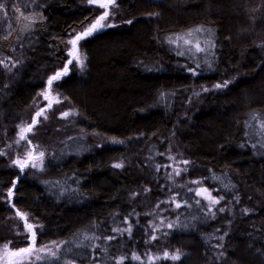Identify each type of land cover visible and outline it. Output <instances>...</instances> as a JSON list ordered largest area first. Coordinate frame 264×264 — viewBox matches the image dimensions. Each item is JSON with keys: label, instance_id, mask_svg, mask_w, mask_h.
I'll return each instance as SVG.
<instances>
[{"label": "trees", "instance_id": "obj_1", "mask_svg": "<svg viewBox=\"0 0 264 264\" xmlns=\"http://www.w3.org/2000/svg\"><path fill=\"white\" fill-rule=\"evenodd\" d=\"M17 1L46 18L89 9L0 0V246H25L19 210L38 246L68 242L36 264H264V0H119L117 26L83 39V67L53 82L61 102L27 134L47 152L42 174L15 165L29 149L18 132L67 64L38 34L3 50ZM177 250L179 260L143 262Z\"/></svg>", "mask_w": 264, "mask_h": 264}, {"label": "rangeland", "instance_id": "obj_2", "mask_svg": "<svg viewBox=\"0 0 264 264\" xmlns=\"http://www.w3.org/2000/svg\"><path fill=\"white\" fill-rule=\"evenodd\" d=\"M87 2H88V8L89 9L85 14L76 13V14L69 15L68 13H66L65 7H57V8L52 10L51 18H46L41 13L26 15L19 8L18 1L15 2V7L11 11L10 20L6 21V23H7L6 32H5L4 38L1 41V46H2L3 50L6 53H14V51H16L17 49H19L21 47V45L23 44V42L25 41L27 36L33 35V34H38L40 37L55 43L56 49H57V56L67 64L68 73H67V75L63 76L59 81L63 80L64 78H66L70 75V73H71L70 68L72 65H77L79 68H82L83 66H81V61L83 62V65H84V59H83V54H82V50H81V44H82L83 39L77 41V44L75 45V49H73V45L70 44L69 41L75 39V37L78 33L83 32L85 30L86 26H90L100 16H102L103 13L106 11V9L101 8L99 6V4L102 2H105V0H97L96 3H91L90 0H87ZM118 2H119V0H116L115 6H117ZM115 6H113V8ZM111 7L112 6H110L107 9V11L109 12V17L106 20L101 21V23L105 24V25L110 23L113 26L98 28L97 33L106 31L108 29L115 28L117 26L115 21L112 20L113 9L111 10ZM17 8H19V11L16 10ZM60 22H62L64 24V27H65L64 31L69 32L68 33L69 38L67 40H62V39H60V37L57 36L58 30H57L56 26ZM92 36L93 35H90L88 37H92ZM207 36H208V34H202V37H207ZM198 37L202 38L201 36H198ZM182 49H183V51H185V53H189L190 55L193 54L191 51H186L187 47H185V46ZM72 51H74V55L69 56V52H72ZM69 59L72 60L71 64H68ZM44 94L49 95V99L52 101V107L49 109L47 107L49 101L44 99L45 104L43 105V108H41V109H45V110L48 109V111L51 109H55L58 106V104L61 102V100L59 99V96L54 93L53 85H52L51 90H49V88H47ZM57 99L60 101L59 103L56 102ZM66 112L71 113V115H69L67 118H64L61 115L62 120L66 121V120L72 119L76 116V113L74 111H66ZM48 119L49 118L47 117L46 120H48ZM26 127H27L26 124L20 127L19 132H18L19 137H21V129L26 128ZM27 145L29 146L27 153L32 152V155L34 157H39L40 152H43L44 155L42 158L32 160L33 163H36L37 167H31V165L29 164V166L25 167L23 169V171L20 169V167H18V166L17 167L19 168V170L23 174H26L29 172H35L36 174H42L45 171L46 166H47V152H46V150H44L40 145L34 143L33 141H31V144L27 143ZM24 158H26V156L23 158H20V159H24ZM13 196H14V192H13ZM211 204L212 203L210 202V204H208V206H210ZM24 233H25V231H24ZM24 233H23V237H21L22 238L21 241H23V243H20V244L21 245L24 244L25 246H23L21 248L28 247V240H27V237L25 236ZM36 243H37V241H36ZM11 247L13 249H16L12 245H11ZM170 254H174V253H170ZM41 255H43V254H41ZM163 256H164V254L158 255V256L152 255V256H149L146 259H144L145 261H143V262L145 263V262H149V261H153V260H157V259L162 260V259H164ZM156 257H159V258H156ZM153 258H156V259H153ZM41 261H35L34 260L33 264L39 263Z\"/></svg>", "mask_w": 264, "mask_h": 264}, {"label": "snow or ice", "instance_id": "obj_3", "mask_svg": "<svg viewBox=\"0 0 264 264\" xmlns=\"http://www.w3.org/2000/svg\"><path fill=\"white\" fill-rule=\"evenodd\" d=\"M90 2L96 3L97 0H90ZM115 5H116V0H105V2H102L99 4V6L101 8L106 9V11L94 23H92L90 26H86V28L83 32L78 33L76 35L75 39L69 41V43L73 45V49H75V45L77 44V41H79L81 39H85L88 36L92 35L98 28L113 26L110 23L107 25L102 24L101 21H104L109 17V12L107 11V9L110 6H115ZM2 9H4V5L0 4V10H2ZM16 10L19 11V8H17ZM5 14H7V13L5 12ZM127 23L130 24V23H132V21H128ZM199 31H202V29L198 28V29H195L193 31H190L188 33V35L192 36L193 32H199ZM181 39H182V37H181ZM184 42L186 44H193V41H190V40H185ZM194 47L198 51H203V48L200 47L198 42H196L194 44ZM73 55H74V51L69 52V56H73ZM0 63H3V62L0 61ZM71 63H72V60L69 59L68 64H71ZM81 66H83L82 61H81ZM67 73H68V68H67V66H65L63 71H57L54 75H52L48 79V82H47L49 90H51L53 82L60 80L63 76L67 75ZM215 87L219 88V87H221V85L218 84ZM41 95H43L45 100L49 101L47 107L51 108L52 107V101L49 99V95L48 94H41ZM56 102L59 103L60 101L57 99ZM44 112H45V109H41L40 111H37L35 113V116L33 117L32 122L29 125H27L26 128L21 129V139L26 140L28 144H31V140L28 139L27 134L33 133V129L35 128L36 124L39 122L38 118L43 116L44 119H47V116L44 115ZM69 115H71V113H69V112H63L62 113V116L64 118H67ZM260 127L262 129H264V123H262L260 125ZM253 147H255V145H253ZM2 154L3 153H0V155H2ZM43 155H44V153L40 152L39 157H34L32 155V152H28L26 154V158H24V159L18 158L14 161V163L18 167H20V169L23 171V169L25 167L29 166V164L31 165V167H37L36 163H33L32 160L42 158ZM184 163L187 164L188 161H184ZM122 166H123L122 164L116 165V167H122ZM176 175H180V170L176 171ZM193 183L199 184L201 182L200 181H193ZM13 187H14V185H13ZM205 194H206L205 198L211 200V202L213 204H219L220 200L212 197L211 194L207 192V189L202 188L196 192V195H205ZM8 196L10 198L13 196L12 189H9ZM220 199H223V197H220ZM13 207H15V205H13ZM176 207L179 208V207H181V205L179 203H177ZM219 211L223 212L224 209L220 208ZM17 215L23 221V226L25 228L24 234L28 240V247L13 249L11 247V242H8V243L0 246V264H33L34 260L35 261H41V260L47 259L48 257H56L57 256L56 250H58L63 244L68 243L67 241H64V242L52 241V242H49V244H43V245L37 246L36 241H37L38 232H37L36 226L32 223H29L26 214L19 212V210H17ZM168 227L171 228L172 225L169 224ZM116 231H119V230H116ZM128 231L130 232V229ZM84 238L85 239H94V237H88V236H85ZM113 238L114 237H107L106 239H113ZM151 239L155 240L156 237L153 236ZM41 254H43V255H41ZM156 258H159V257H156ZM156 258H153V259H156ZM163 258L164 259H171L174 261L179 260L180 259V253L178 250L176 251L175 254H170L168 252H165ZM125 259H127V257H124V256L120 257L119 264H124ZM131 259L141 260V257L139 255L134 254L131 257ZM67 264H72V262L69 261V262H67Z\"/></svg>", "mask_w": 264, "mask_h": 264}]
</instances>
